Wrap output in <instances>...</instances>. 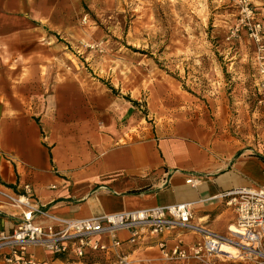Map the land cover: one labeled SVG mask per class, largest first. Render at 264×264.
Returning <instances> with one entry per match:
<instances>
[{
    "label": "crops",
    "instance_id": "1",
    "mask_svg": "<svg viewBox=\"0 0 264 264\" xmlns=\"http://www.w3.org/2000/svg\"><path fill=\"white\" fill-rule=\"evenodd\" d=\"M110 1L0 0V232L17 220L5 194L29 184L33 202L60 218L191 203L194 223L225 234L235 214L221 194L264 189V143L237 146L214 110L157 69L147 88L138 80L125 93L95 81L67 49L115 30ZM190 177L197 187L185 183ZM127 237L120 234L121 262L28 252L37 264H170L158 243L190 244L199 235L176 230L137 247Z\"/></svg>",
    "mask_w": 264,
    "mask_h": 264
},
{
    "label": "rangeland",
    "instance_id": "2",
    "mask_svg": "<svg viewBox=\"0 0 264 264\" xmlns=\"http://www.w3.org/2000/svg\"><path fill=\"white\" fill-rule=\"evenodd\" d=\"M110 2L119 14L109 19L115 30L105 38L93 37L67 49L95 81L125 93L136 88L138 80L147 88L149 72L157 69L214 110L237 146L258 144L264 137V106L258 104L254 84V46L244 29L237 39L225 40L239 20L236 0ZM249 2L264 26V0ZM98 42L102 52L85 48ZM85 55L92 66L83 61ZM140 104L145 106L144 101Z\"/></svg>",
    "mask_w": 264,
    "mask_h": 264
},
{
    "label": "built area",
    "instance_id": "3",
    "mask_svg": "<svg viewBox=\"0 0 264 264\" xmlns=\"http://www.w3.org/2000/svg\"><path fill=\"white\" fill-rule=\"evenodd\" d=\"M239 20L230 28L225 40L239 37L244 29L246 38L254 46V79L258 104L264 106V26L255 18L249 0H236ZM85 48L102 52V43L85 44ZM264 143V137L261 138ZM164 177L163 186L167 183ZM186 184L197 187L199 178L190 177ZM234 210L235 220L225 234L206 230L193 222L191 203L156 206L119 214L86 219H65L49 214L44 206L33 202V189L23 185L19 192L5 194L7 204L17 212V220L9 232H0V262L3 264H37L28 252L29 247H40L53 256H69L72 260L114 256L117 262L125 258L119 252L126 242L137 247L145 240L176 230L199 235L190 244L177 237L169 246L159 242L162 259L170 264H264V189L244 187L221 194ZM44 219L51 222L40 224ZM229 248L237 251L234 256ZM147 264H155L148 262Z\"/></svg>",
    "mask_w": 264,
    "mask_h": 264
},
{
    "label": "trees",
    "instance_id": "4",
    "mask_svg": "<svg viewBox=\"0 0 264 264\" xmlns=\"http://www.w3.org/2000/svg\"><path fill=\"white\" fill-rule=\"evenodd\" d=\"M107 89L110 90L113 94H117V91H116L114 88H112V87H110V86H108V85H107ZM124 98H125L126 100L130 101L133 105L136 104L135 102L131 101L128 97H124Z\"/></svg>",
    "mask_w": 264,
    "mask_h": 264
},
{
    "label": "bare ground",
    "instance_id": "5",
    "mask_svg": "<svg viewBox=\"0 0 264 264\" xmlns=\"http://www.w3.org/2000/svg\"><path fill=\"white\" fill-rule=\"evenodd\" d=\"M228 252L231 253L234 256L237 254V251L235 249H233V248H229Z\"/></svg>",
    "mask_w": 264,
    "mask_h": 264
}]
</instances>
